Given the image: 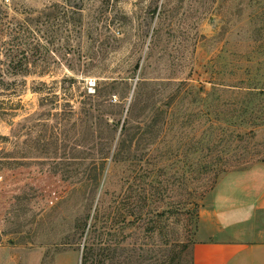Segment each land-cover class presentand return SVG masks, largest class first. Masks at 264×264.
I'll return each instance as SVG.
<instances>
[{
	"label": "rangeland",
	"instance_id": "374dc122",
	"mask_svg": "<svg viewBox=\"0 0 264 264\" xmlns=\"http://www.w3.org/2000/svg\"><path fill=\"white\" fill-rule=\"evenodd\" d=\"M0 17L28 64L0 55V264L92 246L96 264H194L208 196L264 162V0H0Z\"/></svg>",
	"mask_w": 264,
	"mask_h": 264
},
{
	"label": "crops",
	"instance_id": "0c3cea01",
	"mask_svg": "<svg viewBox=\"0 0 264 264\" xmlns=\"http://www.w3.org/2000/svg\"><path fill=\"white\" fill-rule=\"evenodd\" d=\"M194 264H264V162L226 173L203 204Z\"/></svg>",
	"mask_w": 264,
	"mask_h": 264
},
{
	"label": "trees",
	"instance_id": "16d2710c",
	"mask_svg": "<svg viewBox=\"0 0 264 264\" xmlns=\"http://www.w3.org/2000/svg\"><path fill=\"white\" fill-rule=\"evenodd\" d=\"M1 18L2 17H0V55L6 56L5 58L6 60L4 62L7 64V67L9 70H13L16 73L23 72L25 71L23 67L28 64H25V62H23V60L18 57V54H17L18 52L16 48L3 47L1 49L2 45L5 44L4 41L7 35L12 36V39H11L12 41L15 37V32L14 31L9 32L6 29L7 26L2 24ZM3 51L4 53H2ZM25 69H28V68H25ZM261 91H263V89ZM100 93H101L100 85H98L97 88L95 89V93L93 94L86 93L87 94L86 99L81 101L80 112L84 113V115H86L87 117L91 116L95 112H97L99 116L102 115V112H100L101 110L99 108V100L97 98V96H99ZM252 93H253V90L249 92V94H252ZM114 122L115 121L113 120L111 124H113ZM125 129L127 130V128L123 126L122 130H125ZM253 131H254L253 128H249L247 130V133L250 134V133H253ZM125 143L126 142L124 141L123 144L125 145ZM119 144H120V147H123V144L121 143ZM96 262H97L96 248L92 246L86 250V247H84V250L82 252V264H96ZM109 264H114L113 260H111Z\"/></svg>",
	"mask_w": 264,
	"mask_h": 264
}]
</instances>
